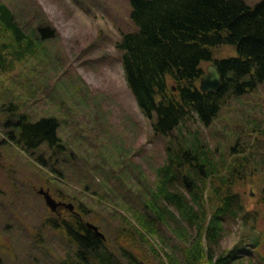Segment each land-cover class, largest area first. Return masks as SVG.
Wrapping results in <instances>:
<instances>
[{
    "label": "rangeland",
    "instance_id": "rangeland-1",
    "mask_svg": "<svg viewBox=\"0 0 264 264\" xmlns=\"http://www.w3.org/2000/svg\"><path fill=\"white\" fill-rule=\"evenodd\" d=\"M241 1L252 7L262 0ZM0 3L8 7L18 26L27 32L42 22L52 34L41 43L36 56L15 63L10 72H0V264H56L74 259L75 249H70L64 231L49 229L48 222L55 221L37 195L40 188H47L69 203L75 202L76 209L84 214L82 220L96 226L105 243L113 248L115 235L124 227L117 214H124L137 226L127 207L145 199L144 191L153 187L154 171L165 160L167 142L166 138L153 135L150 123L138 109L115 48L122 35L134 30L129 2ZM211 52L215 60L237 56L230 45L212 48ZM201 67L206 71L209 68L205 63ZM12 110L32 123L55 119L63 146L61 154L51 159L50 153L40 148L31 156L10 142L7 122L14 123L16 118L7 115ZM189 128L199 132L218 159L227 158L235 142L250 147L251 166L240 173L249 176L252 169L253 175L248 184L245 179L235 190L247 193V211L260 209L262 213L264 83L237 101L229 100L209 127L195 123ZM251 128L254 135H245ZM39 156H43L45 167L36 162ZM256 225L258 231H264L262 214ZM227 228L230 229L220 243V252L232 249L239 240V225L234 223ZM133 235L129 232L117 244L130 248L126 238L131 237L136 243ZM149 242L159 250L158 240ZM261 252L264 253V245ZM138 253L152 260L142 247ZM152 262L158 264L156 260Z\"/></svg>",
    "mask_w": 264,
    "mask_h": 264
},
{
    "label": "trees",
    "instance_id": "trees-1",
    "mask_svg": "<svg viewBox=\"0 0 264 264\" xmlns=\"http://www.w3.org/2000/svg\"><path fill=\"white\" fill-rule=\"evenodd\" d=\"M128 2L134 30L122 35L115 48L139 110L153 134L167 139L166 157L154 171L155 181L144 191L145 199L127 207L137 226L124 214L114 213L124 227L115 235L113 248L78 222L69 224L67 231L57 227L75 250L73 260L56 264H153V260L158 264H264V231L256 225L259 215L264 220V187L262 213L247 211V193L235 190L253 175L252 169L249 176L240 173L251 166L252 150L235 142L228 157L218 159L199 132L189 128L195 123L209 127L229 100L237 101L264 83V0L252 7L241 0ZM50 32L42 22L27 32L0 3V72H10L15 63L36 56L41 43L51 38ZM223 45L233 46L237 56L214 60L211 49ZM203 63L216 66L222 78L219 92H199ZM17 115L15 110L7 115L16 118L14 123L7 122L10 142L31 156L40 148L51 159L61 154L55 119L32 123L25 115ZM254 133L251 128L244 134ZM35 160L45 167L43 156ZM48 223L49 229L55 227L53 221ZM234 223L240 227L239 240L232 249L220 252L227 227ZM138 228L159 239L163 257ZM129 232L137 242L127 237L130 248L117 244ZM140 247L152 260L138 253Z\"/></svg>",
    "mask_w": 264,
    "mask_h": 264
},
{
    "label": "water",
    "instance_id": "water-1",
    "mask_svg": "<svg viewBox=\"0 0 264 264\" xmlns=\"http://www.w3.org/2000/svg\"><path fill=\"white\" fill-rule=\"evenodd\" d=\"M221 86H222L221 76L219 75L216 67L214 65L209 66V68L206 71V74L200 79L199 90L202 93L218 92L221 89ZM38 195L43 197L45 206L51 212H54L56 210L58 205L51 198L48 192H44L43 190H40L38 192ZM68 207L72 208L71 205H69ZM86 227L92 232H94L96 237H98L101 241H105L104 235L99 232L97 227L89 223L86 224Z\"/></svg>",
    "mask_w": 264,
    "mask_h": 264
},
{
    "label": "flooded vegetation",
    "instance_id": "flooded-vegetation-1",
    "mask_svg": "<svg viewBox=\"0 0 264 264\" xmlns=\"http://www.w3.org/2000/svg\"><path fill=\"white\" fill-rule=\"evenodd\" d=\"M42 189H43V191L48 192L58 205L55 212L52 213V217H54L53 219L55 221L54 222L55 227L65 228V230L66 229L68 230L69 224H73L74 222H78V225L80 224L84 227V229H87L86 228V222H84L82 220L84 214L79 213L78 209H76V207L74 206L75 202L69 203L67 200H65L61 196H55V195L51 194L47 188L46 189L42 188ZM67 205H72V208L68 207ZM56 223H58V224H56ZM88 231L91 232L90 230H88ZM92 235H94V234L92 233Z\"/></svg>",
    "mask_w": 264,
    "mask_h": 264
}]
</instances>
